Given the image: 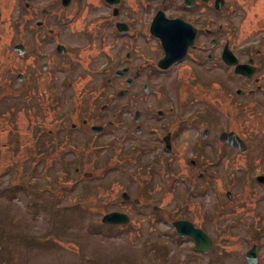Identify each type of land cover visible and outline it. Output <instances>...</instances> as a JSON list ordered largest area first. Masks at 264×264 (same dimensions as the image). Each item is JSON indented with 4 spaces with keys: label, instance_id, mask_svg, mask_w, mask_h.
<instances>
[{
    "label": "flooded vegetation",
    "instance_id": "1",
    "mask_svg": "<svg viewBox=\"0 0 264 264\" xmlns=\"http://www.w3.org/2000/svg\"><path fill=\"white\" fill-rule=\"evenodd\" d=\"M141 1L110 4L98 0L101 13L97 14L88 9L89 0H0V76L5 67L10 68L11 86L38 90L41 101L51 100L54 116L55 131L46 124L28 127L26 121L21 130L28 136L34 134L40 153H46L49 136L59 155H66L61 151L68 145L64 139L71 130L85 134L83 139L89 137L94 152L100 147L113 148L119 138L131 142L133 136L140 137V144L130 150L137 151L134 157L144 153V175L150 184L146 193H173L178 188L171 184L179 180L192 185L186 193L179 191L180 200L197 192L196 188L203 191L217 185L213 194L214 202H220L214 207L217 213L218 209L227 213L236 201L243 200L238 224L239 239L246 247L241 259L243 248L235 252L227 243L228 224L219 222L224 238L215 236L218 242H213L209 225L216 221H197L189 208V215L179 217L184 208L170 212L164 206L171 233L195 246L192 237L179 236L176 230L179 219H188L211 238L206 254H216L214 264H227L231 257L242 264H264V0H171V14L164 9L169 0H161L162 8L151 0ZM149 6L152 12L147 21ZM159 10L175 25L171 51L150 29ZM2 88L0 84V92ZM52 90L71 91L66 94L70 99L59 103L50 96ZM84 90L88 98H81ZM95 93L99 99L103 95L104 102L93 98ZM133 100L140 109L132 112ZM25 103L30 105L22 109L33 113L35 104ZM57 111L68 117L56 115ZM73 112L76 115L69 116ZM17 123L19 119L14 128ZM66 127L69 131L57 141ZM121 128L122 133L115 132ZM108 131L112 140L103 146L96 144ZM40 132L46 133L37 138L36 145L35 135ZM44 134L43 151L39 140ZM68 147L80 161L79 146L70 143ZM210 153L226 163L197 162L196 156ZM178 157L186 159L184 175ZM244 157L252 163H244ZM161 171L171 174L165 189L159 182L154 186ZM123 197L129 199L126 193ZM155 207L158 212L163 209Z\"/></svg>",
    "mask_w": 264,
    "mask_h": 264
},
{
    "label": "rangeland",
    "instance_id": "2",
    "mask_svg": "<svg viewBox=\"0 0 264 264\" xmlns=\"http://www.w3.org/2000/svg\"><path fill=\"white\" fill-rule=\"evenodd\" d=\"M89 2L90 12L101 13L98 0ZM150 3L161 7V0H151ZM82 5L85 3L82 2ZM164 9L171 14V0ZM147 12L148 21L151 17V6ZM158 25L167 29L162 23ZM97 63L95 62V67H98ZM9 69L5 67L6 71L0 76L3 87L2 93L0 92V264H214L216 254H197L186 239L172 235L168 228L170 221L164 215V206L170 212L184 208L185 211L179 217L189 215V208L198 217L197 221H216L209 228L218 239L224 238V233L219 231V222L228 224L230 229L227 243L237 249L235 252L239 251L238 248H243L239 252V258H242L246 245L239 239L241 225L238 224V217L241 216L243 200L236 201L231 211L221 213L218 209L217 213L214 207L220 202L213 200L217 185L212 184L203 191L196 188L197 192L193 191L180 200V192L186 193L192 185L179 180L171 184L179 189H175L173 193H146L150 184L144 175L143 150V154L137 157H134L137 151L133 154L130 150L132 145L140 144V137L133 136L131 142L119 138L120 142L114 143L113 148L100 147L94 152L93 142L89 137L83 139L85 134L71 130L64 140L68 145L71 143L79 146L78 151L84 156L80 157L81 162L78 155L69 150L72 147L68 145L61 151L66 155H59L50 143L49 136L46 153H40L35 146L34 134L28 136L26 130L21 128L26 121L30 123L28 127L46 124L48 129L55 131L54 116L50 110L51 100L41 101L38 90L30 91L31 89H18L16 85L11 86L12 79H7ZM95 91L98 92V89ZM69 93L71 91L52 90L50 96L63 103ZM87 93V90L82 91L81 98H88L90 94ZM95 96L99 103L104 102L103 95L101 99L97 97V93L93 98ZM25 102L35 104L33 113L22 109V105H30ZM135 102L138 101L130 102L132 112L139 108ZM66 103L65 101L64 104ZM69 103L71 104L70 101ZM119 103L115 104L116 107ZM108 114L106 112L103 115ZM56 115L68 117L63 111H57ZM70 115L76 114L73 112ZM15 119H19L20 123L14 128ZM75 119L73 117L71 121ZM68 131L67 127L64 128L57 136V141ZM115 132L122 133L123 129ZM43 133L46 132L35 135L36 145L37 138ZM45 135L39 140L43 151ZM112 135V132H106L105 138L97 139L96 144L106 145L112 140ZM44 156L47 159L43 160ZM226 156L233 157L230 154ZM148 158L146 154L145 159ZM68 159L73 164H69ZM196 159L199 164L226 163L220 156L211 153L201 158L196 156ZM185 160L179 158L180 174L183 175L186 173ZM243 162L252 163L249 157H244ZM74 165H78L80 170L75 171ZM169 176L171 174L167 171H161L160 175H156L154 186H159V182L165 189V185L170 182ZM219 187L222 192V187ZM123 193L129 199L124 198ZM133 199H137L136 203L140 200V203H134ZM154 205L163 207L161 212L156 211ZM248 205L251 207V204L246 206ZM114 211L127 214L129 220L125 223L102 222L105 214ZM194 215L190 218L193 219ZM232 231L236 234H230ZM227 264L242 263L237 257H231Z\"/></svg>",
    "mask_w": 264,
    "mask_h": 264
},
{
    "label": "water",
    "instance_id": "3",
    "mask_svg": "<svg viewBox=\"0 0 264 264\" xmlns=\"http://www.w3.org/2000/svg\"><path fill=\"white\" fill-rule=\"evenodd\" d=\"M110 3H114L116 0H107ZM164 23V20H162V17L159 15H157V17L155 18V21L153 23V26H157L158 23ZM168 28L165 29L164 31H162L160 33V31L158 29H156L158 35L166 42L169 50H170V46H172V42L175 40V35H174V30H173V21H168ZM170 24V25H169ZM155 26V27H156ZM170 28V29H169ZM120 214L117 213H111V214H107L104 216L103 221L104 222H109V223H116V222H122V221H127V218H122L121 216H118ZM124 217V216H123ZM197 232L195 233L194 231H187V233H191L195 239H196V243H197V248L201 249L202 251H204L206 249V246H204V234L200 231V230H196ZM200 236V237H199ZM200 238V239H199ZM249 254V252H248Z\"/></svg>",
    "mask_w": 264,
    "mask_h": 264
},
{
    "label": "bare ground",
    "instance_id": "4",
    "mask_svg": "<svg viewBox=\"0 0 264 264\" xmlns=\"http://www.w3.org/2000/svg\"><path fill=\"white\" fill-rule=\"evenodd\" d=\"M161 17H162V19H167L166 17H165V15H164V13L162 12L161 13V15H160Z\"/></svg>",
    "mask_w": 264,
    "mask_h": 264
}]
</instances>
